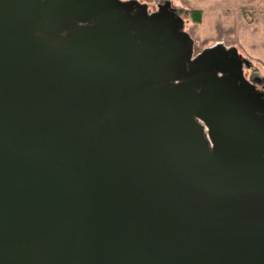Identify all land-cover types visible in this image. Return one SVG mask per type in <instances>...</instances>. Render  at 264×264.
I'll return each instance as SVG.
<instances>
[{
  "label": "water",
  "instance_id": "95a60500",
  "mask_svg": "<svg viewBox=\"0 0 264 264\" xmlns=\"http://www.w3.org/2000/svg\"><path fill=\"white\" fill-rule=\"evenodd\" d=\"M182 26L0 0V264H264V91Z\"/></svg>",
  "mask_w": 264,
  "mask_h": 264
},
{
  "label": "crops",
  "instance_id": "0c3cea01",
  "mask_svg": "<svg viewBox=\"0 0 264 264\" xmlns=\"http://www.w3.org/2000/svg\"><path fill=\"white\" fill-rule=\"evenodd\" d=\"M175 6H182L189 9H196L200 12L199 24L204 23V30H200L201 37H215L217 34V23L224 28L227 24L233 25L231 33L233 42L238 51L251 61L264 68V23L257 21L259 16L249 17L243 14L247 12L253 2L249 0H171ZM206 8L218 9V17L211 18L205 13ZM261 11L264 16V3ZM230 9V13L227 11ZM236 9H239L236 11ZM253 10V8H251ZM254 11V10H253ZM243 13V14H242ZM259 13V11L255 12ZM240 14V15H239ZM247 15V14H246ZM231 17V19L229 18ZM249 17V18H247ZM211 18V19H208ZM240 18L243 20L241 21ZM260 23V24H259Z\"/></svg>",
  "mask_w": 264,
  "mask_h": 264
},
{
  "label": "rangeland",
  "instance_id": "374dc122",
  "mask_svg": "<svg viewBox=\"0 0 264 264\" xmlns=\"http://www.w3.org/2000/svg\"><path fill=\"white\" fill-rule=\"evenodd\" d=\"M135 2L143 5L145 7V11L147 13H153L159 11L162 5L165 3H168L169 7L175 8L176 12L183 18V30L186 31L193 42V55H196L197 53H200L202 50L207 49L215 44H222L226 48H234L236 49L237 53L239 56L243 59V65H242V74L243 76L249 80L252 81L255 79V86L264 91V68L251 61L249 58H247L245 55H242L237 47L235 46V42H233L232 35L231 33L233 32V25L227 24L224 28L220 26L219 23H217L216 28H217V34H215V37H201L199 32L200 30H204L205 24L201 23L199 24L198 21H194L192 17V13H190V10L184 5L182 6H175L171 0H134ZM250 2H253L249 7L243 8L246 9V13H242L245 17H254V16H259L260 18L257 19L258 22L264 23V16L262 15L261 11L263 10V3L264 0H249ZM253 8V10H251ZM218 9L214 8H206L205 9V14L208 15L211 18L218 17L216 12ZM239 9H236V11ZM229 12L230 9H227ZM259 11V13H255ZM230 13V12H229ZM247 14V15H246ZM240 15V14H239ZM200 16V15H199ZM247 17V18H249ZM208 18V19H211ZM231 19V17H229ZM241 21H243L240 18ZM259 23V24H260ZM244 60H247V63H245Z\"/></svg>",
  "mask_w": 264,
  "mask_h": 264
},
{
  "label": "trees",
  "instance_id": "16d2710c",
  "mask_svg": "<svg viewBox=\"0 0 264 264\" xmlns=\"http://www.w3.org/2000/svg\"><path fill=\"white\" fill-rule=\"evenodd\" d=\"M190 13H192V17H193L194 21H198L199 20L200 12L198 10L192 9V10H190Z\"/></svg>",
  "mask_w": 264,
  "mask_h": 264
}]
</instances>
